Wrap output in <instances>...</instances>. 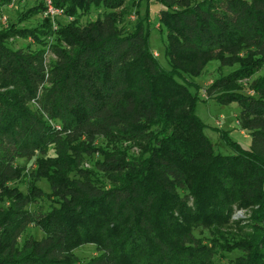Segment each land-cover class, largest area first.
<instances>
[{"label":"trees","instance_id":"16d2710c","mask_svg":"<svg viewBox=\"0 0 264 264\" xmlns=\"http://www.w3.org/2000/svg\"><path fill=\"white\" fill-rule=\"evenodd\" d=\"M140 3L53 0L70 22L52 30L42 18L37 35L15 24L0 31V264H216L232 252L226 264H264V76L243 93L264 69V0H158L168 70L149 48L147 15L130 32L118 27L126 5ZM93 8L106 12L78 26ZM14 35L55 36L54 61L8 49ZM211 62L236 67L204 94L237 105L247 150L218 130L230 154L215 153L195 115L194 81ZM25 176L22 193L12 184ZM236 211L247 217L233 220ZM29 228L42 238L19 245ZM87 244L96 255L79 262L74 251Z\"/></svg>","mask_w":264,"mask_h":264},{"label":"rangeland","instance_id":"374dc122","mask_svg":"<svg viewBox=\"0 0 264 264\" xmlns=\"http://www.w3.org/2000/svg\"><path fill=\"white\" fill-rule=\"evenodd\" d=\"M40 3L38 0H12L11 3L7 6H0V31L6 29L9 25L15 24L17 29L33 31L37 35L39 32H43L41 27V14L31 19H28L25 22L18 23L19 16L27 11L29 8H33ZM134 8L129 6L128 4L125 7L126 15L120 19L118 27L124 29L125 31H132L135 24L143 19L144 15H147L148 20L145 22V25L149 29L148 31V45L150 50L152 51L154 57H156L161 68L168 70V62L164 56L165 49V31L162 29L159 30L158 18L159 12L163 9L158 0H141L140 7ZM103 12H106L102 9H91L86 14H81L78 26L84 27L88 22L94 21L96 18L101 17ZM68 18L61 17L56 20V22H60L61 24H66L68 22ZM40 37V43H37L31 36L26 39H22L16 35L12 36L6 41V46L8 49L12 51L21 50L27 53H34L36 51L42 50L44 51V62L45 65L52 61H54V57L52 55L51 46L55 44V36L52 38H43L42 35H38ZM236 69V67L232 69L224 68L218 69L217 62H211L207 65L204 72L201 76L195 79V84L199 87V97L201 98L195 106V115L205 124L204 133L206 137L211 141L213 149L215 153L221 155H229L230 150L225 146L222 140L219 138L217 131L221 130L223 132L228 133L229 138L239 144L242 148L248 149L250 146V139L244 138L241 135V130L239 126L236 124V117L239 113V108L236 104L231 105H220L213 100H207L204 94L205 89L210 85V83L217 79L221 75H226L232 70ZM264 76V69H262L259 73L253 76L250 81L243 82V93L249 94L247 90V85L254 79ZM192 92H194L192 90ZM218 123V124H217ZM97 148L106 149L109 147L104 140L98 139L95 143ZM125 147V145H123ZM130 154L136 156L138 151L136 149H131ZM100 160L97 154L86 157L83 162V168L92 169L93 164ZM16 164L18 166L24 167V174L29 173L32 170L33 164L31 162H24L23 160H17ZM28 182V177H23L19 182L12 184V186H16L18 190L22 193L26 192V184ZM36 186L42 190L45 194L49 193L48 187L44 181H40L36 184ZM40 208L43 211H47L51 207V203L43 199L38 202ZM3 204L0 202V208ZM29 209H32L30 207ZM247 215L244 212L236 211L233 215V220H240L246 218ZM42 234L39 230L35 228H29L20 238L19 245H21L25 239L34 238L39 240L42 238ZM74 255L77 257L79 262L85 263L94 257L95 247L93 245H83L74 251ZM239 256L238 252H232L230 254L227 253H219L215 257L216 264H226L227 262L233 260Z\"/></svg>","mask_w":264,"mask_h":264},{"label":"built area","instance_id":"2783aa9c","mask_svg":"<svg viewBox=\"0 0 264 264\" xmlns=\"http://www.w3.org/2000/svg\"><path fill=\"white\" fill-rule=\"evenodd\" d=\"M43 5V11L41 13V17L43 19L50 20L52 30H56L57 24L56 20L58 18L64 17L62 9L55 8L53 5V0H38ZM68 22L71 21L70 18L67 19ZM218 124V123H217ZM236 124L238 125V122L236 121Z\"/></svg>","mask_w":264,"mask_h":264},{"label":"crops","instance_id":"0c3cea01","mask_svg":"<svg viewBox=\"0 0 264 264\" xmlns=\"http://www.w3.org/2000/svg\"><path fill=\"white\" fill-rule=\"evenodd\" d=\"M241 135H243V137L246 139V138H248V139H250L249 138V136H248V134H247V132H245V131H241ZM244 149V148H243Z\"/></svg>","mask_w":264,"mask_h":264}]
</instances>
